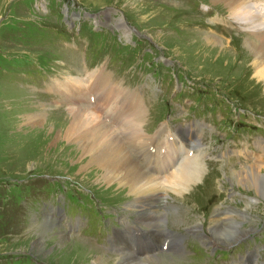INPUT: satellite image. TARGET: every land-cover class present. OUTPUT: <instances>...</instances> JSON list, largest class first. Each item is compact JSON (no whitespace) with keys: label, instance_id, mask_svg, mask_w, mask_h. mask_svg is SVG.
I'll return each mask as SVG.
<instances>
[{"label":"rangeland","instance_id":"1","mask_svg":"<svg viewBox=\"0 0 264 264\" xmlns=\"http://www.w3.org/2000/svg\"><path fill=\"white\" fill-rule=\"evenodd\" d=\"M35 1L0 0V264H110L114 254L99 255L85 244L98 245L103 225L107 233L99 241L111 252H124L132 233L145 249L151 238H170L171 248L158 250L148 264H242L252 250L263 256L264 199L237 184L251 167L264 176V85L253 76V33L213 0H142L139 7L128 0H42V7ZM110 8L126 21L94 19ZM83 61L138 97L147 134L160 136L163 129L186 136L183 129L198 124L182 126L184 119L173 118L183 113L212 126L199 137L200 151L193 150L205 170L198 181L181 194L162 187L151 201L100 184L88 168L80 171L77 144L56 139L69 115L67 107L52 111L58 104L49 86L59 74L83 73ZM45 103L52 110L42 108ZM184 104L187 112L178 109ZM43 109L48 114L41 126L27 125V116ZM89 197L99 205L97 219ZM64 203L69 220L89 216L86 228L76 232L79 224L62 217L58 229L43 222L50 208ZM109 220L114 223H104ZM221 227L236 238L219 234ZM61 230L68 238H58ZM178 235L182 240L174 245ZM35 240L44 241V250L32 249Z\"/></svg>","mask_w":264,"mask_h":264},{"label":"bare ground","instance_id":"2","mask_svg":"<svg viewBox=\"0 0 264 264\" xmlns=\"http://www.w3.org/2000/svg\"><path fill=\"white\" fill-rule=\"evenodd\" d=\"M128 1H133L139 7L142 0ZM215 1L225 3V8L230 12L229 17L232 20L238 19L245 31L253 33L257 40V43L249 44L254 55L253 76L258 81H263L264 85V0H213L214 3ZM206 38L209 43L217 45L216 37L207 35ZM103 73H88L85 78L65 75L55 78L50 91L67 102L69 114V124L61 131L62 134H57L56 139L61 138V142L67 144H77L74 155L80 158V171H86L87 168L92 170V176L104 186L129 188L131 194L150 196L151 201L159 192H164L161 191L162 187L165 191L181 194L187 185L200 179L204 171L202 163L191 153L189 143L178 141L169 130L159 129L158 132H163L165 137L147 134L142 127L144 110L138 97L121 86L112 84L113 79H108ZM81 83L85 85L77 87ZM124 98L129 101L128 105H125ZM45 114L47 113L41 111L27 116V125L41 126ZM142 151L147 159L145 164L131 157V153ZM189 164L191 167L187 168ZM168 165L169 170L176 167L169 172L164 170ZM148 167L157 170L161 177L157 179L153 174H146L144 169ZM163 173L166 175H162ZM237 184L245 190L256 192L264 199V176L255 167L244 173ZM223 233L231 239L236 238V232L227 227L219 228V234ZM58 238L65 237L59 233ZM31 244L33 250H44L42 240H35ZM59 244H62V240Z\"/></svg>","mask_w":264,"mask_h":264}]
</instances>
